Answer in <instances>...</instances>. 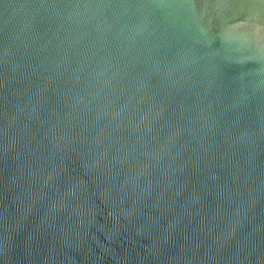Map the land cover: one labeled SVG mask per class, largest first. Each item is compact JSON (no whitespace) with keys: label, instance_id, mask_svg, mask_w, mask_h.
<instances>
[{"label":"water","instance_id":"95a60500","mask_svg":"<svg viewBox=\"0 0 264 264\" xmlns=\"http://www.w3.org/2000/svg\"><path fill=\"white\" fill-rule=\"evenodd\" d=\"M0 264H264V0H0Z\"/></svg>","mask_w":264,"mask_h":264}]
</instances>
